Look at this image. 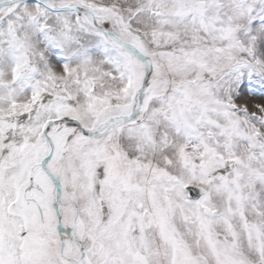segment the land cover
<instances>
[{"label": "snow or ice", "instance_id": "1", "mask_svg": "<svg viewBox=\"0 0 264 264\" xmlns=\"http://www.w3.org/2000/svg\"><path fill=\"white\" fill-rule=\"evenodd\" d=\"M0 264H264V0H0Z\"/></svg>", "mask_w": 264, "mask_h": 264}]
</instances>
